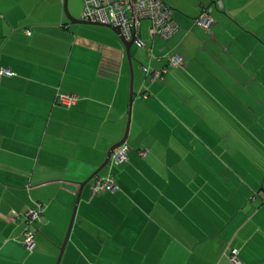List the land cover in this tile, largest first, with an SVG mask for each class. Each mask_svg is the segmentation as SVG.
<instances>
[{
  "label": "crops",
  "instance_id": "obj_1",
  "mask_svg": "<svg viewBox=\"0 0 264 264\" xmlns=\"http://www.w3.org/2000/svg\"><path fill=\"white\" fill-rule=\"evenodd\" d=\"M162 1L178 28L142 20L130 71L112 29L70 22L83 0H0V264H264V0ZM126 129L96 176L118 189L92 194ZM35 202L28 251L11 211Z\"/></svg>",
  "mask_w": 264,
  "mask_h": 264
},
{
  "label": "built area",
  "instance_id": "obj_2",
  "mask_svg": "<svg viewBox=\"0 0 264 264\" xmlns=\"http://www.w3.org/2000/svg\"><path fill=\"white\" fill-rule=\"evenodd\" d=\"M216 7H222L221 1L215 2ZM81 20L90 23H99L118 27L122 36L129 41L132 36H139L142 20H149L148 32L151 38H167L178 28L173 19V10L162 0H83ZM215 19L207 8L202 9L194 18L193 24L206 31H211ZM29 34V32H27ZM142 47L144 44L136 41ZM182 64V58L178 55L169 56L165 68L160 70L151 69L149 66H142L143 73L152 80L163 79L169 67ZM0 75L11 76L12 72L8 69L0 68ZM145 97V93L142 94ZM73 94L57 93L55 103L70 106L76 100ZM129 146L126 142L115 147L110 154L108 166L110 168L121 165L128 160ZM143 154V152H141ZM118 189L114 176L109 173L104 177H95L90 190L92 194L101 192L113 193ZM44 204L35 202L32 207H28L24 212L11 211V217L21 220L24 224L23 246L32 251L35 247V224L43 221ZM230 264H242L238 258L237 250H231L229 255Z\"/></svg>",
  "mask_w": 264,
  "mask_h": 264
},
{
  "label": "water",
  "instance_id": "obj_3",
  "mask_svg": "<svg viewBox=\"0 0 264 264\" xmlns=\"http://www.w3.org/2000/svg\"><path fill=\"white\" fill-rule=\"evenodd\" d=\"M65 13H66V9H65ZM68 18H69L70 22H72V23H84V24H90V25H98V26H103V27H107V28H109V29H112V30L116 33V35L118 36V38L120 39V41L122 42V44H123V46H124V49H125V52H126V56H127V59H128V64H129L130 71H131V54H130V49H131L132 45H133L134 43H136V41L139 40L138 37H136V36H132L131 39H130L129 41H126V40L124 39V37L122 36V34H121V32H120V30H119L118 27H114V26H110V25H105V24H99V23H90V22H87V21H84V20H76V19H73V18H71V17H69V16H68ZM131 76H132V74H131ZM130 94H132V89H131V88H130ZM127 137H128V129H126L125 134L123 135L122 139H121L120 141H118L115 145H113V146L108 150V152H107V154H106V157H105L103 163H102V164L100 165V167H99V168H98V169H97V170H96V171L90 176V178H89L88 180L93 179V178H95V177L98 175L99 171H100L101 169H103V168L106 166V164L108 163V160H109V158H110L111 151H112L115 147H117V146L123 144L124 142H126ZM77 200H78V199H77ZM74 212H75V210H74L73 213H72V219L74 218Z\"/></svg>",
  "mask_w": 264,
  "mask_h": 264
},
{
  "label": "rangeland",
  "instance_id": "obj_4",
  "mask_svg": "<svg viewBox=\"0 0 264 264\" xmlns=\"http://www.w3.org/2000/svg\"><path fill=\"white\" fill-rule=\"evenodd\" d=\"M136 46H133L132 48H135ZM137 49V48H136Z\"/></svg>",
  "mask_w": 264,
  "mask_h": 264
},
{
  "label": "trees",
  "instance_id": "obj_5",
  "mask_svg": "<svg viewBox=\"0 0 264 264\" xmlns=\"http://www.w3.org/2000/svg\"><path fill=\"white\" fill-rule=\"evenodd\" d=\"M216 1H218V0H216ZM170 7V6H169ZM173 10V9H172ZM199 14V13H198Z\"/></svg>",
  "mask_w": 264,
  "mask_h": 264
}]
</instances>
